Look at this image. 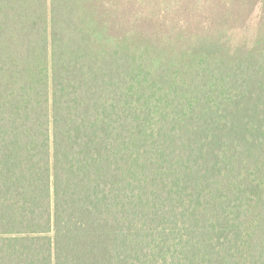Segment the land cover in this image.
<instances>
[{
	"label": "trees",
	"instance_id": "1",
	"mask_svg": "<svg viewBox=\"0 0 264 264\" xmlns=\"http://www.w3.org/2000/svg\"><path fill=\"white\" fill-rule=\"evenodd\" d=\"M215 1L0 0V264H264V44Z\"/></svg>",
	"mask_w": 264,
	"mask_h": 264
},
{
	"label": "rangeland",
	"instance_id": "2",
	"mask_svg": "<svg viewBox=\"0 0 264 264\" xmlns=\"http://www.w3.org/2000/svg\"><path fill=\"white\" fill-rule=\"evenodd\" d=\"M190 2L192 4L189 7ZM210 2L213 0H140L138 3L141 7H138V13L148 15V10L153 7L154 10L152 8L153 11L149 16L156 24L165 26V24L172 23L180 27L182 25L181 16L186 15H181L179 10L182 6H186V9L193 11L188 14V10H185L187 17L193 22L199 23L200 21L205 26L207 25L206 17H208L205 12ZM223 4H225L224 0H216L212 8L215 6L216 10H219ZM223 7L227 8V6ZM228 7L230 13L239 11L242 16L235 17L233 13L228 17V26H225L226 30L222 32L226 47L231 48L238 44L249 48L257 39L264 44V0H252V3L236 0V3Z\"/></svg>",
	"mask_w": 264,
	"mask_h": 264
}]
</instances>
